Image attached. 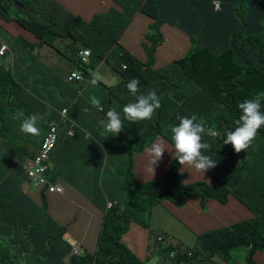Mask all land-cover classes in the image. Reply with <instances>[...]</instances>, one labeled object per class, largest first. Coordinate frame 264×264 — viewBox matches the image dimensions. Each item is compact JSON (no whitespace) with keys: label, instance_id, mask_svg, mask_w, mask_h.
Returning a JSON list of instances; mask_svg holds the SVG:
<instances>
[{"label":"trees","instance_id":"obj_1","mask_svg":"<svg viewBox=\"0 0 264 264\" xmlns=\"http://www.w3.org/2000/svg\"><path fill=\"white\" fill-rule=\"evenodd\" d=\"M113 1L119 8L111 7L105 13H97L87 22L75 15L67 19L58 0H0V21L14 22L56 52H60L59 44L69 40L74 49L64 44L65 51L71 54V57H66L75 62L83 75L88 74L87 66L93 69L96 63L105 62L106 55V62L111 68L126 66L125 77L140 73L133 69L134 57L131 54L123 50L115 56L108 53L138 11L154 20L148 32L156 28L160 21L186 31L192 53L167 67L175 71V82L158 89L155 92L157 97L152 95L161 120L180 123L187 130L185 140L175 143L179 150L170 154L178 163L171 166L173 172L164 190L152 184L150 189L145 190L143 206L139 209L136 204L133 207L124 206V210L118 206L106 209L94 251L80 256L71 255V246L63 240L61 231L56 237L52 236L48 227L52 221L46 219L44 194L40 195V206L21 189L10 190L6 181L11 177L0 170V199L27 201L35 209V216L43 215L47 223L46 226L42 221L27 219L23 224L24 234L11 239L1 251L0 264H152L156 258L168 261L173 252L176 253V264L206 263L209 256L220 258L223 264H238L239 261L262 264L260 256L256 258V255L259 252L264 256V0H219L220 9H215L214 0ZM20 39V35L11 36L5 42L0 35V42L7 45L13 62L21 56H28L31 65L39 66L44 73L43 63L30 55L31 44L22 45ZM145 40L150 43V47L145 48L149 60L163 43V38L149 34ZM82 49L90 50L88 64L77 59V53ZM61 57L59 53L55 56L60 74ZM5 80L11 90L22 92V84L14 75L2 80L0 87L6 85L3 84ZM53 80L60 84L57 77ZM77 82L73 79L71 84L63 87L73 107L81 105L77 91L71 87L79 84ZM140 84L144 85L143 82ZM5 92L3 90L2 95ZM122 94L126 96L124 88ZM23 102L22 98L19 104H14L17 111H20ZM64 107L60 105L59 109ZM68 119L76 126L79 124L74 113ZM237 122L251 125V140L257 141L255 145L247 144L249 137L245 131L238 136L240 143L224 140L225 134L240 132L235 129ZM52 123H57V120ZM150 123L152 137L162 133L159 126L155 127L151 120ZM67 128L68 123L59 128L65 143L74 140V137L66 135ZM128 128L131 132L130 125ZM164 131L163 137L171 140L172 130L166 128ZM76 134L84 135L82 132ZM84 162L85 157L75 149L66 155V164L70 169L77 164L85 165ZM175 170H204L213 179L188 185L184 183L185 179H176ZM239 191L249 197H242ZM126 193L134 197L131 186H127ZM106 194L109 198L112 195L108 191L104 192V196ZM191 200L202 204L211 202L218 208L229 210L225 219L228 223L215 230L206 227L200 231L202 234L197 236L200 240L197 247L191 248L182 242L175 245L174 240L168 237L164 242L158 241L155 231L147 226L141 227L137 222L139 217L149 215L155 206L165 201L180 208ZM247 209L251 216L234 220L237 213L234 211L245 212ZM21 210L24 211V208ZM132 226L146 232L150 241L145 247L136 248L130 244L134 232ZM189 252L192 257L188 256ZM219 263L213 260V264Z\"/></svg>","mask_w":264,"mask_h":264},{"label":"crops","instance_id":"obj_2","mask_svg":"<svg viewBox=\"0 0 264 264\" xmlns=\"http://www.w3.org/2000/svg\"><path fill=\"white\" fill-rule=\"evenodd\" d=\"M58 2H60V5L63 8L73 9L72 15H79L84 21H89L93 17L84 11V9L81 10V8L76 7V0H58ZM111 7L119 8L113 0H97L95 14L105 12L109 8L111 9ZM136 14L137 15L131 20L129 26L120 37L121 45L126 50L135 52L138 58L146 61L147 56L145 46H148L149 44L145 40L144 34L148 32L149 25L154 20L151 17L142 14L140 11L136 12ZM0 22V29H3L0 33L1 36L6 33L12 35V31L19 32L17 28L18 25L14 22ZM4 25H7V27L4 28ZM136 26L141 27V35L128 39L127 37L130 31ZM22 35L24 36L28 34L25 32ZM163 38L164 42L157 48L154 55V62H160L162 64L159 66H167L171 62L182 58L190 49L189 35L177 26L166 32ZM39 54L41 55L42 63L44 59L49 60L50 67L49 69L45 68V73H49L52 79L54 77L59 79L60 84H57L53 80L57 87L63 89L64 85L71 84L67 82L63 85L62 78L56 75L57 72L53 68V62L55 61L54 54L50 55L47 49L42 50V52L39 50L38 55ZM6 57L12 61L13 56H11V54H8L5 57H0V64L2 66V60ZM18 61L22 60L19 59ZM94 67L95 69L91 75L96 80L99 78H109L115 83L119 82L118 78L112 74V69L108 70L106 66L103 64L100 65V63ZM17 70L23 74L29 72L34 76H42L43 74V70L39 66L25 64L24 62L17 65ZM8 75L9 73L4 72V68L0 70V78ZM43 75L47 81L50 79L47 74ZM23 93H25V90ZM23 93L19 95V103L22 98L24 100L22 104H25L26 102L31 103L30 100L24 99ZM98 95L100 96L102 94L99 93ZM78 97L81 99V105H79V107L81 108L82 114L79 124L81 125V123H83L81 126L85 132L78 131L82 132L84 135L76 134L74 140L68 143L63 141L60 153L65 168L69 170L70 168L66 164L67 153L75 149L83 157H85V162L83 163L85 165H80L79 167V170H84V178L81 179V181L71 180L66 176V172L63 170L55 173H50L49 171V179L61 186L63 188V192L61 194H47V198L45 200L47 205L46 211L48 212L47 214L51 220L53 219L57 224L66 227L64 239L70 243L82 242V246L86 251L87 247H92L94 251L96 240L104 218V211L106 210V202L111 201L114 206L118 207H124V204H126V206L133 207L136 204L137 209H139L143 206L145 190L150 189L151 184L153 187L156 186L160 190H164L167 181H170V176L173 172V170H171V166L173 167L175 159L172 155H170L174 152L169 145L167 146L168 151L164 150L166 152L150 149L152 147L149 146L140 147V145H138L147 141L151 130L148 125H142V122H137V127L133 129L130 134L123 133L118 137L110 136L107 133L102 134L100 121L103 122L104 120L103 111L106 109V105L104 107L99 106L97 109L89 108L88 103L81 98V92ZM100 108H102V111L99 110ZM62 109H67V107ZM62 109H59V111ZM158 117V120L161 123H166L161 120L160 116ZM57 122H59V120H57ZM60 127L64 128L62 122L59 124V128ZM140 131L143 133L141 136H139ZM60 133L64 134L62 131ZM131 134H136L137 137H133ZM238 139L239 138L237 136L225 135L224 137V140L229 142L237 141ZM23 163L18 164V170H22L21 166ZM77 166L78 164L74 168ZM0 170H16V166L10 164L8 168L4 169L1 167L0 163ZM175 173L177 180H179V178L185 179L184 183L188 185L196 183L197 181H206L204 173L201 170H179V172L175 170ZM181 173L182 175H180ZM102 175H106L107 179L106 189L104 192L107 193L108 191L112 195L109 198L106 194L103 200L100 201L101 192L103 191ZM9 176L11 178L6 181V185L10 186V190L12 189L11 187L19 188L23 185L20 189L26 193L30 192V194L33 195V200L38 203V199L36 198L37 190H30L31 185L25 180L23 174L18 176L15 173H12ZM127 186H131L136 199L126 193ZM165 203L173 213H180L182 211L180 208H176L169 201H165L164 204ZM12 205L16 208L23 207L27 211L28 215L20 216L22 222H26L27 219L33 221H44L42 216H35V209L32 208L31 204L27 201L19 200ZM187 205L190 207H187L188 211L191 212L189 226L187 228L193 233L197 232V228L200 230L206 228L209 222L214 224L216 221H224L227 213L229 212V210H226L223 215L220 213L217 215L216 209L218 207L211 202L202 204L200 201L191 200L187 203ZM153 209L149 212L150 216ZM32 216L33 218H31ZM49 227L53 229L52 226ZM218 228L219 226H215L208 229L215 230ZM151 230L154 231L153 229ZM154 235L158 236V241H164L165 237H167L163 234L161 235L160 231L155 232ZM89 239H91V241H89ZM149 241L150 239H148L145 231H134L130 244L132 246H136V248L145 247Z\"/></svg>","mask_w":264,"mask_h":264},{"label":"rangeland","instance_id":"obj_3","mask_svg":"<svg viewBox=\"0 0 264 264\" xmlns=\"http://www.w3.org/2000/svg\"><path fill=\"white\" fill-rule=\"evenodd\" d=\"M97 5V0H76L75 6L78 8L84 9L90 16H94L95 8ZM61 10L66 12V18L72 19L73 9L63 8L60 7ZM74 8V5H73ZM79 16V15H78ZM156 23V20H155ZM1 25V22H0ZM4 28L7 25L3 26ZM18 28V27H17ZM175 28V26L169 24L166 21H160L156 28H152L149 32H146L144 35L147 36L152 34L154 36H161L163 37L166 32L170 31L171 29ZM150 29V27H149ZM166 30V32H165ZM19 32L12 31V35L9 33L3 34L1 37L3 41L7 42L11 36L16 37L20 35L22 39H20V43L22 45L31 44V52L30 55L38 62H42L41 55H38L39 50L47 49L50 55L54 54L56 56L58 53L62 56L61 57V65H62V72L57 67L58 60L55 58L53 62V68L57 72L56 75L62 78V84L64 85L67 83L69 76L72 73H77L78 68L74 61L69 60L66 56L71 57V54L65 51L64 47L66 45H70L74 49V44H71L69 40H67L63 45L59 44L58 50L60 52H56L51 47L47 46L45 43L40 42L38 39L35 40L33 36L30 35H22L25 33L24 30H20ZM141 35V27L136 26L133 27L128 35V39L133 37H137ZM24 38V39H23ZM28 41H26V40ZM78 47V46H77ZM114 49L116 50L114 54H118L120 50H123L129 54H131L134 59L132 60V66L134 71L140 72L134 78L137 80L136 90L139 92L140 95H147L148 91L152 90L153 92L151 95L158 91V89L162 87H169L171 86L176 80V73L168 69L166 66H159L162 65L160 62H154V56H151L149 60L145 61L137 57V54L133 51L126 50L121 45V40H117L114 45ZM192 53V52H190ZM189 53V54H190ZM21 56L20 60L22 61H14L12 62L9 58H3V66L0 64V70L4 68L5 73H9L8 76H15L16 79L25 87V95L24 99H28L31 103L20 104V111H17L15 107V103L19 101V99L9 95V90H7L3 95L1 93L0 87V163L1 167L6 169L12 164L16 166V170H3L9 176L12 173H15L18 176H21L22 170H18V164L23 163L25 159L30 158L33 156L40 148V144L42 139L45 137L47 132V127L55 120H60L58 112L60 105H64L68 109L67 116L69 117L72 113H75V121L77 123L80 122L82 118L81 108L79 106L73 107L63 89L56 86L55 82L53 81L51 75L49 73L47 76L50 78L48 81L44 78V73L42 76H34L31 73L27 72L25 74L19 72L17 70V65L20 63L25 64H32L30 57ZM43 65L46 69H49L50 64L48 59L43 60ZM111 70V69H108ZM142 73V74H141ZM8 76H3L0 78V82L6 79ZM143 82V86L140 84ZM121 84H117L113 82V80L109 78H99L98 80H90L85 77L84 81L79 84H73L72 87L76 91H80L82 94V99L85 100L89 108H98L99 106H105L108 101L110 103L117 102V98L112 95L113 92H116L120 88ZM147 88V89H145ZM101 93L102 95H98ZM107 94V95H106ZM157 110L153 108L152 112ZM65 121L62 122L63 127L66 126ZM235 129L237 131H245L248 134V142L247 144H256V140H251L253 138L252 134V127L249 123L244 122H237L235 125ZM143 133L140 131L139 136ZM64 137H60L58 142L51 152L50 161V173H55L57 171L63 170L66 172V176L69 179L81 181L84 178L83 171L79 170L80 165L76 168H71L70 170L65 168L64 162L61 157V146L63 144ZM140 145V144H138ZM175 145V144H174ZM144 147H148L144 145ZM178 160L174 161L175 166L177 165ZM159 170V169H157ZM204 173L205 179H213V177L208 174L206 171L201 170ZM208 171V170H207ZM225 170H221L223 172ZM107 179L106 175H102V189L100 201L104 198V190L106 189ZM23 186V185H22ZM20 186L18 189L22 188ZM15 189L14 187H11ZM30 190L34 191L32 185L30 186ZM239 190V189H234ZM240 192V195L244 198H248L249 195L245 192ZM73 193V192H71ZM126 206V204H124ZM190 208L187 204L182 205L180 209L182 210L180 213H173L170 208L165 203H161L160 205L156 206L151 216L147 215L144 217H139L137 222L140 223L142 226H147L149 229H153L155 232H159L172 240H174V244H178V242H182L189 246H198L199 239H197L196 234L199 233L201 230L197 228V232L193 233L187 227L189 226V218L191 216V212L188 211ZM117 208V207H116ZM121 210V209H120ZM228 210L227 208L220 207L216 209V214L219 213L221 215ZM237 212L234 216V220H243L246 217L251 216V212L247 209L245 212L243 211H234ZM233 212V213H234ZM224 223H228L224 221H216L214 224L210 222L207 225V228H213L215 226H223ZM134 225L137 226L136 223ZM139 225V226H140ZM231 225V224H229ZM136 226H132L131 229L133 231H141ZM145 229V228H143ZM91 241V239H89ZM82 245L83 243L80 242ZM88 252H93L92 247H87ZM206 254V252H205ZM260 253L257 252L256 258L260 256L259 260L260 263L264 264V256L259 255ZM237 256V255H236ZM234 256V261L235 257ZM220 262V258L211 257L209 256L206 258L207 262H198L197 264H213V260ZM238 264H244L243 262L239 261Z\"/></svg>","mask_w":264,"mask_h":264},{"label":"clouds","instance_id":"obj_4","mask_svg":"<svg viewBox=\"0 0 264 264\" xmlns=\"http://www.w3.org/2000/svg\"><path fill=\"white\" fill-rule=\"evenodd\" d=\"M107 11H105V12H107ZM105 12H99V13H105ZM17 27L20 28L21 30H23L21 27H19V26H17ZM120 37H119V39H120ZM163 42H164V38H163ZM148 44L149 45L145 46V48L150 47V43H148ZM1 45H5L7 47V45L4 42H0V47H1ZM190 49H191V41H190ZM190 49L187 51V53L182 58L186 57L189 54ZM87 50H89V49H87ZM115 51L116 50L112 46L108 53H112V55L115 56V54H114ZM79 52L80 51H78V53ZM145 52H146V56H147V60H148L147 51H145ZM155 52L153 53V56L155 55ZM78 53H77V59H79ZM8 54L10 55L11 53H10L8 47H7L6 52L3 55H0V57H5ZM89 57H90V55H89ZM89 57H88V61L85 64L89 63ZM106 59H107V55L105 56V62L101 61L100 65L103 64L108 69H112V74L116 78H118V80H119V82L117 84H121V86L116 92L112 93V95H114L117 98V102L110 103V100H109L108 103L106 104V109L103 111L104 120H103V122L100 121L101 133L102 134L107 133L110 136H116V137L122 135L123 133L130 134V130L128 128V125H130L131 126V130H133V129H135L137 127V122H142V125L143 124L144 125H148L150 127V129H151V123H150V120H151L155 127L159 126L162 129V133H160L156 137H152L151 134H150L152 130H150L149 137H148L147 141L145 143H140V147H144V145H147L149 147H152L150 149H155V150H159V151H162V152H166L164 150L168 151L167 146L169 145L172 148L173 152H177L179 149L174 144L175 143H182L183 139L185 140V137H186L185 131H187L185 126L180 124V123H174V122H171V121H168L166 123H161L158 120L159 117H158L156 111L152 112L153 108H155V106L153 104V99L154 98L152 97V95L157 97L155 92L151 95V93L153 91L149 90L147 95H140L139 92L136 90L137 80L134 78L135 76L132 75V74L127 75V77L124 76V74L126 72V66L125 65H120L118 68H115V69L111 68L109 63L106 62ZM178 60H175V61L171 62L166 67H168L169 65L173 64L174 62H176ZM97 64L98 63H96V65ZM86 69L88 70V74L87 75H83V73L80 72L79 70L77 71L76 74H78L79 77H80L79 80H77L78 81L77 83L83 82L85 77H87L90 80H96L91 75V73L94 71L95 67L93 69H91L90 66H87ZM67 82L68 83H72V80L68 79ZM3 84H6V85H4V86L2 85L1 86V92L3 90H5V91L9 90L10 94L11 93H16V94L13 95V97H15L17 99L19 98V95L21 93H23V91L25 89V87L22 85V92H20L18 90H15V89L11 90V88L9 86L10 84H8L7 80L4 81ZM122 88H124V90H125V93H126L125 97L122 94ZM11 91H13V92H11ZM79 95H80V91L77 92V97ZM164 98H167V96H165ZM171 101H173L175 103L174 99H171ZM17 103L19 104V101H17ZM110 106H116V107L114 108V107H110ZM99 110L102 111V108H100ZM67 112H68V110H67ZM59 118H60V116H59ZM60 122H62V121L59 120V122H57V123L60 124ZM53 124H56V123H52L51 125H53ZM51 125H48L47 131H48V129H49V127ZM77 126L79 128H77V127L75 128L74 136H72V137H75L76 132H78V131L85 132V130L82 128V126L80 124H78ZM166 128H170V130H172V138H171V140H167V139H165L163 137L164 134H165L164 130ZM241 132H243V131H240V132H237V133H229V134H225V135L237 136L238 137V136H241V134H242ZM238 133H240V134H238ZM46 134H47V132H46ZM59 136H60V134H59V125H58V139H59ZM132 136L133 137H137L136 134H134ZM43 139H42V141H43ZM42 141H41V144H42ZM240 141H241L240 139L237 140V142H239V143H240ZM41 144H40V147H41ZM55 146H54V148H55ZM53 149H52V151H53ZM39 150H40V148H39ZM39 150H38V152H39ZM38 152L36 154H34L33 156H31L30 158L25 159V161H24V163H23V165L21 167H22V174H23V177L25 178V180L30 185H32V187L34 188V191L37 190L36 191L37 192L36 198L38 199V204L41 206V199H40L41 193L44 194V197H45V200H46L47 194H61L63 192V188L61 186H59L58 184L54 183L53 181H51V179H49V177H48V174H49V171H50V155H51V153H50L49 159H48V171L46 172V179L48 180V184L49 185L41 187V188H37V187H35L32 183H30L26 179V176H25V173H24V169H23L24 164H25V162L27 160H29L32 157L36 156L38 154ZM48 186H53L54 190L53 191H49L48 190ZM23 193L26 194L27 196H31L33 198V195H31L30 192L29 193L23 192ZM17 201H19V200H17ZM15 202L16 201L10 202L8 199H5V198L4 199H0V253H1V251L4 249V247L8 244V242L11 239L20 238L25 232V230L23 228V224H25L26 222H24V221L22 222V220L20 219V216H26V215H28V213H27V211L25 209H24V211H22L21 208H16L14 205H12ZM108 203L111 204L110 207L107 206ZM46 206L47 205H46V201H45L44 202L45 210H46ZM112 206H114V205L111 203V201H107L106 202V209H110ZM119 208L121 210H124V207H119ZM104 212H106V210ZM104 215H105V213H104ZM42 217H43V220H44L42 222L45 223V225L47 226L46 220H45L43 215H42ZM46 219L48 221L51 220L50 217L48 216V214H47V218ZM28 221H31V220H28ZM37 221H41V220H37ZM51 221H52V224H48V227L52 226V228H53V229H51L49 227L50 231L52 232V236L56 237V235L59 233V231H61V234H63V237H62L63 240L67 244H69L71 246L70 253H71L72 256H80V255H83L84 253L87 252L80 242H72V243H70L69 241L64 239V236H65V233H66V227L65 226L57 224L53 219ZM33 222H36V221H33ZM54 225L57 226V227L54 228ZM199 234H202V232L197 233L196 236H198ZM161 242H164V241H161ZM190 247L192 248L194 246H190ZM172 254H175V258H171ZM188 256L192 257L190 252H189ZM64 260H65V262H67V257H65ZM174 260H176V253L175 252L170 253L168 261H162L161 259L156 258L152 264H160V262H164L165 264H176V261H174Z\"/></svg>","mask_w":264,"mask_h":264},{"label":"built area","instance_id":"obj_5","mask_svg":"<svg viewBox=\"0 0 264 264\" xmlns=\"http://www.w3.org/2000/svg\"><path fill=\"white\" fill-rule=\"evenodd\" d=\"M214 5H215V9H220V1L215 0ZM6 50L7 47L5 45H1L0 55H3L6 52ZM89 55H90V51L87 49H83L78 53V57L80 61L83 63H86L88 61ZM79 78H80L79 75L76 73H72L69 76V80H73V79L79 80ZM67 114L68 112L66 109H62L59 112L60 120L62 122L65 121L68 123V129L66 131V135L68 137H72L74 136L75 128L76 127L79 128V127L76 126V124L72 120L68 119ZM58 125L59 123H56L49 127L47 134L42 141L38 154L32 157L31 159L27 160L24 164L23 169L26 179L37 188H41L49 185L48 180L46 179V172L48 171L49 155L58 141ZM48 190L53 191L54 190L53 186H48ZM107 206L110 207L111 204L108 203ZM171 258H175V254H172Z\"/></svg>","mask_w":264,"mask_h":264}]
</instances>
